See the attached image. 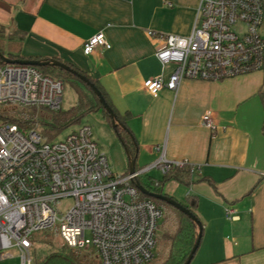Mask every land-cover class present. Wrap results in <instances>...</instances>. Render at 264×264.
<instances>
[{
    "label": "crops",
    "instance_id": "0c3cea01",
    "mask_svg": "<svg viewBox=\"0 0 264 264\" xmlns=\"http://www.w3.org/2000/svg\"><path fill=\"white\" fill-rule=\"evenodd\" d=\"M200 1L0 0V24L17 33L22 59H58L104 87L126 116L138 170L163 154L198 167L187 182L167 180L187 187L185 205L197 204L203 232L191 264H264V63L219 81L185 78L177 90L144 87L176 67L161 64L148 31L190 35ZM100 31L110 46L85 54ZM208 111L214 129L203 123Z\"/></svg>",
    "mask_w": 264,
    "mask_h": 264
},
{
    "label": "built area",
    "instance_id": "2783aa9c",
    "mask_svg": "<svg viewBox=\"0 0 264 264\" xmlns=\"http://www.w3.org/2000/svg\"><path fill=\"white\" fill-rule=\"evenodd\" d=\"M263 21L264 0H201L190 35L148 31L161 64L176 67L168 80L160 74L146 79L144 87L156 94L177 90L185 78L219 81L260 69ZM100 45L110 46L102 31L85 42V54ZM63 90L61 78L35 65L0 63V261L16 253L21 264H34V233L59 226L63 244L94 248L101 264H149L163 210L140 198L138 176L151 168L166 174L189 167L194 174L198 167L163 154L133 174L117 176L90 125L61 140H45L37 129H22L3 116L13 106L58 111ZM203 123L215 128L210 111ZM65 199L72 203L60 215L56 203Z\"/></svg>",
    "mask_w": 264,
    "mask_h": 264
},
{
    "label": "trees",
    "instance_id": "16d2710c",
    "mask_svg": "<svg viewBox=\"0 0 264 264\" xmlns=\"http://www.w3.org/2000/svg\"><path fill=\"white\" fill-rule=\"evenodd\" d=\"M21 40L17 33L8 32L4 25L0 24V52L9 57L10 59L17 60L22 59L20 55ZM3 61L0 58V63ZM71 69L85 75L99 88L104 95L109 105L113 108L119 121L124 124L125 117L122 116L118 110L113 106L110 98L104 89V87L95 79L90 77L84 71L69 64ZM41 71L47 73L53 77L61 78L64 83L70 82L76 89L78 95L77 103L67 110L62 108L58 111L50 113V117H38L37 110L44 108L37 107H21L13 106L6 109L3 116L10 121L18 124L22 129L40 128L43 132V136L47 140H50L56 136V134L63 128L73 122H78L87 110L100 109L104 116L112 123V118L106 108L99 101L98 96L94 93L89 84L84 82L76 73L72 70H66L55 65L37 66ZM263 106H264V85L259 91ZM45 110V109H44ZM117 131L121 136L124 145L127 149H131L132 138L130 132L123 130L121 126L117 127ZM264 134V125H263ZM136 170H138L136 168ZM191 175L189 167L175 168L163 174L164 181L168 179H177L179 181L187 182L188 176ZM141 175L138 176V181L144 184L149 190L154 192H162L159 185L151 187L144 183L141 179ZM140 198H148L155 202L162 210L166 209V216L163 221L165 227L163 233V250L157 260L151 261L149 264H184L190 255L192 248L194 247L198 237L197 224L185 213L167 203L166 201L157 199L152 196H147L140 193ZM185 205V204H184ZM196 201L189 199V204L185 205L193 213L196 214ZM48 234L43 236L44 241L52 244L53 250H51L44 258L35 260L34 264H101L96 256V252L87 251L85 249H77L69 247L63 244L58 237V245H54L53 238L46 239Z\"/></svg>",
    "mask_w": 264,
    "mask_h": 264
},
{
    "label": "rangeland",
    "instance_id": "374dc122",
    "mask_svg": "<svg viewBox=\"0 0 264 264\" xmlns=\"http://www.w3.org/2000/svg\"><path fill=\"white\" fill-rule=\"evenodd\" d=\"M78 101V95L75 87L70 82L64 83V90L62 96L61 107L63 110H67L74 106ZM50 111L39 109L37 110L38 117H50ZM88 124L92 128L93 138L97 142L99 149L108 157V162L110 166V170L114 175H126L130 172V157L127 152V149L124 145V142L119 135V132L113 127V124L104 116L102 110L94 109L87 110L81 117V120L78 122H73L59 131L56 136L50 140H61L63 139L70 131L78 128L80 125ZM38 131L43 132L40 128H37ZM45 140V136H43ZM138 165H143L142 156L138 161ZM141 179L144 183L148 184L151 187H156V185L160 186L162 192L182 204H187L186 192L187 187L184 185L176 184L172 181H164L163 173L159 168H151L145 172H143ZM72 200L65 199L62 201H58L56 203V208L58 209V213L61 215L65 212L66 208L70 206ZM163 215L159 221L158 230H157V245L155 248V258L157 260L160 256L163 247V233L165 227L163 226V221L166 216V209L163 208ZM58 227L54 226L51 229H47L41 232L34 233L35 243L32 249L33 260H40L44 258L51 250H53L52 244L44 241L43 236L45 234L51 235L46 239L53 238L54 245H58L59 234ZM87 236L90 237V234L87 233ZM87 251H93L95 253L94 248H89ZM153 261V260H152ZM0 264H21L20 257L15 253L12 257L1 260Z\"/></svg>",
    "mask_w": 264,
    "mask_h": 264
},
{
    "label": "water",
    "instance_id": "95a60500",
    "mask_svg": "<svg viewBox=\"0 0 264 264\" xmlns=\"http://www.w3.org/2000/svg\"><path fill=\"white\" fill-rule=\"evenodd\" d=\"M0 58L3 62H18V63H23V64H31V65H35V66H45V65H55V66H59L61 68H64L66 70H72L74 73H76L84 82H86L87 84H89L91 86V88L93 89L94 93L98 96L99 101L101 102V104L106 108V110L108 111V113L110 114L111 118H112V124L113 127L117 130L118 126H121L122 128H126V126L124 124H122L116 113L114 112L113 108L109 105V103L107 102V100L105 99L104 95L102 94V92L99 90V88L95 85V83H93L91 80H89L85 75L77 72L76 70L71 69V67L65 63L62 62L58 59H47V60H38V59H17V60H13L10 59L9 57L3 55L0 52ZM136 171V159H131L130 158V174H133ZM136 186L138 187V189L145 195L147 196H152L155 197L157 199L166 201L167 203L171 204L172 206L176 207L177 209H179L180 211H182L183 213L187 214L198 226V237L196 240V243L194 245V247L192 248V251L190 253V255L188 256L186 262L184 264H191V261L193 259V256L195 254V252L197 251L200 241H201V236H202V232H203V225L201 223V221L198 219L197 215L195 213H193L188 207H186L185 205H183L181 202H179L178 200L164 194L163 192H154L149 190L144 184H142L140 181L136 182Z\"/></svg>",
    "mask_w": 264,
    "mask_h": 264
}]
</instances>
